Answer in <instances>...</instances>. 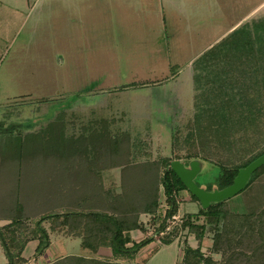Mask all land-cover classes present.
Returning <instances> with one entry per match:
<instances>
[{
	"label": "rangeland",
	"instance_id": "obj_1",
	"mask_svg": "<svg viewBox=\"0 0 264 264\" xmlns=\"http://www.w3.org/2000/svg\"><path fill=\"white\" fill-rule=\"evenodd\" d=\"M260 19L264 0H0V121H7L0 128V176H11L13 162L1 157L5 133L23 136L60 113L66 135L102 133L103 126L112 136L128 134L132 164L169 156L172 133L192 118L196 94L204 88L195 89L189 64L222 41V59L230 56L221 65H232L241 47L236 40L245 33L239 28ZM216 173L204 162L196 181ZM224 201L233 212L264 209V174ZM195 209L180 202L181 212ZM155 227H145L142 238L126 244L151 238L128 253H115L108 243L98 253L101 247H85L80 235L62 238L71 232L54 227L47 249L41 244L35 255L15 264H183L186 245L198 246L212 264L226 261L211 250L212 231L200 243L194 234L177 231L163 244L166 236L152 234ZM0 264H9L1 244Z\"/></svg>",
	"mask_w": 264,
	"mask_h": 264
},
{
	"label": "trees",
	"instance_id": "obj_2",
	"mask_svg": "<svg viewBox=\"0 0 264 264\" xmlns=\"http://www.w3.org/2000/svg\"><path fill=\"white\" fill-rule=\"evenodd\" d=\"M239 29L245 33L236 40L237 46L241 47H237L239 52L234 55L232 65H221L222 60H229L230 56L228 53V57L222 59L219 49L222 41L193 61L195 89L201 85L204 88L196 94L192 118L183 130L178 128L177 133H172L169 157L131 164L128 134L112 136L108 132H92L74 141L72 136H65L62 113L23 136L13 130L5 133L6 146L1 157H9L13 165H8L11 171H8L9 178L0 176V192L11 194L15 189L18 193L12 208L7 198L3 202L7 210L2 212H8L9 222L0 229V244L8 254L9 264L23 260L22 251L30 240L38 241L35 251L43 247L41 244L47 246L49 240L42 225L44 221L49 223L51 232L57 227V231L66 230L74 236H82V244L94 251L106 243L115 253H128L132 248L142 247L151 240L150 237L132 247L125 245L131 241L129 233L132 230L142 229L138 222L140 212L151 215L150 223L157 224L154 233L164 230L167 220L178 212L181 192L187 190L171 170L172 160L187 163L197 159L214 166L217 173L212 180L202 183L195 179L197 185L203 184L205 190L211 191L232 184L240 168L264 154V20L251 25L244 23ZM6 125L7 121H0V128ZM180 149L185 151L182 155L178 154ZM60 157L91 158L99 168L102 162L120 167V193L114 195L106 207L101 198L103 190L98 183V189L91 192L97 196L95 205H89L83 199L82 204L66 203L64 210L59 212L52 209L55 205L51 203L47 213L41 214L37 220L28 221L29 215L20 202L33 186L22 171L24 164L28 160H56ZM44 167L50 175L44 178L46 186L42 188L52 193L53 199L49 201L53 202L56 199V181L51 176L53 166ZM262 174L264 164L251 174L244 188ZM125 176L129 181L126 182ZM189 195L191 200L198 202L196 197ZM160 196L162 203L159 202ZM224 203L221 201L206 209L199 207L195 213L183 214L180 227H175L162 243H171L170 234L177 231L194 234L200 243L206 232L212 231L211 250L222 254L226 259L223 264H264V209L238 213L229 210ZM29 223H34L33 229L28 227ZM201 261L212 264L211 260L203 257L198 246L184 247L183 264H200Z\"/></svg>",
	"mask_w": 264,
	"mask_h": 264
},
{
	"label": "crops",
	"instance_id": "obj_3",
	"mask_svg": "<svg viewBox=\"0 0 264 264\" xmlns=\"http://www.w3.org/2000/svg\"><path fill=\"white\" fill-rule=\"evenodd\" d=\"M212 45L214 44H209L206 50L209 49ZM205 51H202V52H205ZM193 61H191L189 65H192ZM89 125H91V123ZM83 128L85 129V127H83L82 125L81 126L78 125V128L76 129L81 131L83 130ZM63 129L65 133L64 126H63ZM95 132L96 130L93 131V133ZM102 132H107V129L105 128V126L102 127ZM65 136L66 137L72 136V138H74V141H75V139H77V137L81 135H66L65 134ZM169 156H166V157H169ZM161 158H164V157H161ZM161 158H158V159H161ZM158 159L146 160L144 162L155 161ZM144 162H141V163H144ZM101 164H102V167L99 168L95 160L91 158H84V157L82 158L60 157L56 160L40 159V160H28L27 162H25L24 164L25 168H23L22 171L28 177L29 179L27 180L29 181L28 183L32 185L33 187L30 188L29 191H26V193L23 196L21 195L23 198L20 204H21V207L24 208V212H26V214L29 215L28 221L37 220V218L41 214L47 213L49 205L51 203L52 205H55V206H52V209L53 210L57 209L59 210V212H62L64 210L66 203L67 204L73 203V205L80 204V203L82 204L83 199H86L89 205H95L97 196L91 192L98 189V183L99 185L101 184L100 187L103 190V192L101 193V198L104 199L103 200L104 204L107 207V205L112 202V197L120 193V187H118V185H120L122 175H121L120 167H112L110 166L111 165L110 163H106V162H102ZM137 164H140V163H137ZM47 165L53 166L51 176L56 181V199L53 202L49 201L50 198L53 199V197H51L53 196L52 193H50L49 191H45V189L42 188L43 186H46L44 184L46 179L44 178H47L50 175L48 170L44 167ZM203 169H204V162H200V172L198 174H200L203 171ZM115 184L117 186H115ZM201 186H203V184ZM9 187L10 185L8 186V188ZM17 195L18 193L16 192L15 189H14V192L11 194H7V193L1 194L0 192V225H4L9 222V218L6 216L8 212L5 214L4 212H2L4 210H7L5 206L6 204L3 203L4 200H6L7 198V200L9 201L8 205L13 206L16 204ZM178 201H179L178 212L176 214L179 216H182L185 213H195L200 207L198 202L191 200L189 194H185V191L181 192V195ZM181 201H186L194 205L196 204V209L193 211L184 210L183 212H181L180 211ZM159 202L160 203L163 202V198L161 196L159 198ZM150 217L151 215L149 213L140 212V214L138 215V222L141 224L142 229H135L129 233V237L131 238V241L132 240L136 241L135 239L142 238L143 231H144L143 229L145 227L148 228L149 225L152 226V224L150 223ZM42 225L46 229L48 236L52 235L53 232L51 233V230L49 228V223L44 221ZM59 233H62V232H59ZM60 237L69 238V237H74V235L64 234V235H61ZM130 242L125 243V245ZM31 243L34 245L30 253L28 252L29 254L28 255L27 253H25V248L28 244H31ZM37 244H38L37 240H30L24 247L21 256L24 258H28L31 255H34ZM47 245H50V243L48 242ZM100 247L102 248V250L98 249L99 251L97 252L98 253L101 251L104 252L106 245H102ZM47 248L48 246L46 247V249Z\"/></svg>",
	"mask_w": 264,
	"mask_h": 264
},
{
	"label": "water",
	"instance_id": "obj_4",
	"mask_svg": "<svg viewBox=\"0 0 264 264\" xmlns=\"http://www.w3.org/2000/svg\"><path fill=\"white\" fill-rule=\"evenodd\" d=\"M264 164V154L251 161L245 167L238 170L233 178L232 184L222 189L207 191L203 186L196 184L195 179L200 172V161L197 159L189 160L186 164L181 160H172L170 168L179 178L187 191L196 197L201 208L206 209L211 204L227 200L237 194L249 181L251 174Z\"/></svg>",
	"mask_w": 264,
	"mask_h": 264
},
{
	"label": "built area",
	"instance_id": "obj_5",
	"mask_svg": "<svg viewBox=\"0 0 264 264\" xmlns=\"http://www.w3.org/2000/svg\"><path fill=\"white\" fill-rule=\"evenodd\" d=\"M181 220H182V216L175 214L167 220V225L164 228V230L152 234H157L158 236L164 237L168 235L175 227H180Z\"/></svg>",
	"mask_w": 264,
	"mask_h": 264
},
{
	"label": "flooded vegetation",
	"instance_id": "obj_6",
	"mask_svg": "<svg viewBox=\"0 0 264 264\" xmlns=\"http://www.w3.org/2000/svg\"><path fill=\"white\" fill-rule=\"evenodd\" d=\"M185 164H186V163H185ZM199 175H200V174H198V176H199ZM198 176H197V177H198Z\"/></svg>",
	"mask_w": 264,
	"mask_h": 264
}]
</instances>
